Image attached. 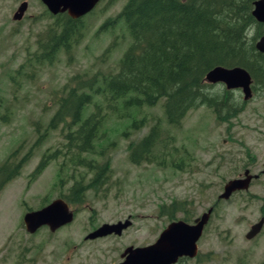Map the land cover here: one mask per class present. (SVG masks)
<instances>
[{"label":"rangeland","instance_id":"374dc122","mask_svg":"<svg viewBox=\"0 0 264 264\" xmlns=\"http://www.w3.org/2000/svg\"><path fill=\"white\" fill-rule=\"evenodd\" d=\"M19 1L0 0V116L4 117L0 119V162L10 154L11 160L19 159L31 147L55 109L54 95L71 76L115 71L130 41L121 26L111 31L98 29L125 0H99L81 16V39L67 53L59 51L52 62L36 63L31 58L37 50V35H42L53 18L39 0H26L22 17L12 20ZM211 85L210 93L225 89L222 83ZM255 93L240 113L224 123L216 121L211 108L198 106L173 127L165 124L162 101H158L136 113L145 116L146 124L126 136L122 133L125 119L108 114L101 127L102 143L114 142L107 153L108 182L98 191H85L80 204L68 203L73 211L69 223L54 231L41 226L28 233L21 220L25 212L62 198L72 179L90 175L59 155L38 175H31L43 152L62 148L60 127L49 130L30 149L18 175L0 189V264H115L125 247L152 243L167 223L182 219L180 211L171 220L161 214L159 207L171 202L183 203L189 216L186 222L213 206L196 241V257L181 258L175 264H260L264 222L254 237H244L264 217V88ZM233 95L242 98L239 91ZM157 118L166 131L165 144L176 151L171 149L165 156L159 153L155 162L132 163L128 143L142 137ZM165 136L173 139L168 141ZM245 169L257 174L247 190L217 200L223 183ZM124 219L130 225L120 235L83 238L102 223Z\"/></svg>","mask_w":264,"mask_h":264},{"label":"trees","instance_id":"16d2710c","mask_svg":"<svg viewBox=\"0 0 264 264\" xmlns=\"http://www.w3.org/2000/svg\"><path fill=\"white\" fill-rule=\"evenodd\" d=\"M253 1L125 0L118 12L104 19L98 28L111 31L121 26L130 39L116 70L75 74L62 85L54 95L55 109L31 147L19 159L11 160L10 154L0 162V189L18 175L30 149L58 126L64 140L62 148L43 152L31 175H38L58 155L73 168L88 171V177L72 179L62 196L70 204H80L85 191H98L109 180L107 153L114 142L102 143L101 130L108 114L116 113L125 119L122 133L126 136L146 124L145 116L136 113L158 101H162L165 124L173 127L180 124L188 110L198 106L211 108L220 123L235 117L243 110L244 102L226 89L210 93L214 85L206 82L204 76L217 65L239 66L250 74L253 89L264 86V79L254 69L253 45L242 42L245 29L257 23L250 13ZM50 16L51 24L41 36L37 35V50L31 58L36 63L52 62L59 51L67 53L83 35L81 16L71 18L65 12ZM160 124L157 118L142 137L128 143L132 163L155 162L160 156L171 154L173 147L165 144L166 131ZM165 137L168 141L173 139ZM166 147L168 151L163 152ZM159 209L170 220L178 211L182 219L189 217L183 203L171 202ZM260 264H264V259Z\"/></svg>","mask_w":264,"mask_h":264},{"label":"water","instance_id":"95a60500","mask_svg":"<svg viewBox=\"0 0 264 264\" xmlns=\"http://www.w3.org/2000/svg\"><path fill=\"white\" fill-rule=\"evenodd\" d=\"M39 1L50 14L65 12L71 18H78L89 12L99 0ZM26 6L25 0L19 2L11 15V19L19 20ZM250 13L256 21L264 22V0H254ZM255 47L264 53V36L255 43ZM204 79L210 83H222L225 88H239L243 100H247L250 96V76L242 67L217 65L205 73ZM256 176L257 174H250L248 169L243 170L242 175L230 178L223 183L222 190L216 199H228L234 192L247 190L251 179ZM212 207L209 206L204 212L194 217L192 222H186L182 219L170 221L158 233L152 243L125 247L120 254L123 257L122 260L116 264H174L180 257L193 258L197 253L196 241L207 223ZM72 218L73 211L67 202L62 198H55L39 209L25 212L22 215V222L24 229L28 233H32L42 225L47 226L49 231H54L56 228L69 223ZM262 224L263 218L260 217L249 227L244 237L246 239L254 237L260 231ZM129 225L130 220L128 219L118 220L114 223H102L83 238L94 239L109 234L120 235L122 230Z\"/></svg>","mask_w":264,"mask_h":264},{"label":"flooded vegetation","instance_id":"af4514ba","mask_svg":"<svg viewBox=\"0 0 264 264\" xmlns=\"http://www.w3.org/2000/svg\"><path fill=\"white\" fill-rule=\"evenodd\" d=\"M21 1H23V0H21ZM21 1H19V2H21ZM26 1V0H25ZM256 25V31H255V35L251 38V41H249V38L248 37H246L245 36V34H243V38H245V39H242V42L243 41H246L245 43H248L249 45H253V53H252V60H253V58H254V60H253V62H254V69L257 71V72H259L260 73V75H261V78H263L264 79V53L262 52V51H260V50H258V49H256V47H255V43L261 38V37H263L264 36V22H259V21H257V23L255 24ZM245 32V31H244ZM244 69V68H243ZM246 72L248 73V71L246 70ZM249 74V73H248ZM249 76H250V74H249ZM251 77V76H250ZM263 84H264V80H263ZM250 96H251V94L253 93V94H256L255 93V90H263V88H264V86H261V87H257L256 89H253V86H252V81H251V78H250ZM224 88H225V86H224ZM226 90H228V91H231V92H233L234 90H236V91H239L240 93H241V90L239 89V88H225ZM241 95H242V93H241ZM249 96V97H250ZM233 97H234V95H233ZM237 99H238V97H237ZM238 101H243L244 102V104H245V101L246 100H243V96H242V98L240 99H238ZM262 173H263V171H262ZM68 203V202H67ZM31 211V210H30ZM260 217H262L263 218V222H264V217L263 216H260ZM259 217V218H260ZM21 220H22V218H21ZM23 223V222H22ZM24 226V225H23ZM42 226H45V225H42ZM41 227V226H40ZM47 227V226H46ZM39 228V227H38ZM37 228V229H38ZM127 228V227H126ZM36 229V230H37ZM47 229H48V227H47ZM35 230V231H36ZM34 231V232H35ZM123 231V230H122ZM33 233V232H32ZM122 252V251H121ZM121 254V253H120ZM120 257V260L119 261H121L122 260V256L120 255L119 256ZM195 257H196V255H195ZM119 261H117L116 263H118ZM115 263V264H116ZM104 264V263H103ZM107 264V263H106Z\"/></svg>","mask_w":264,"mask_h":264},{"label":"clouds","instance_id":"9594fccd","mask_svg":"<svg viewBox=\"0 0 264 264\" xmlns=\"http://www.w3.org/2000/svg\"><path fill=\"white\" fill-rule=\"evenodd\" d=\"M256 31V25L255 24H250L246 29H245V36L249 38V41H251V38L255 35ZM220 91L222 93L223 88H220Z\"/></svg>","mask_w":264,"mask_h":264}]
</instances>
